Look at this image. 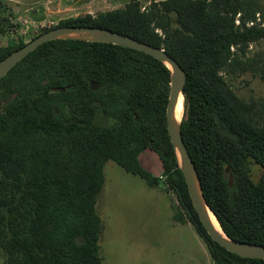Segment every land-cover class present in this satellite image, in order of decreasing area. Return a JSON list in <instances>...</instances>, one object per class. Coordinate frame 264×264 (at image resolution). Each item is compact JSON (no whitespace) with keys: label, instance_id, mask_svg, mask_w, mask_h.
<instances>
[{"label":"trees","instance_id":"trees-1","mask_svg":"<svg viewBox=\"0 0 264 264\" xmlns=\"http://www.w3.org/2000/svg\"><path fill=\"white\" fill-rule=\"evenodd\" d=\"M56 27L111 30L163 49L182 67L181 135L205 203L230 240L264 246V122L250 121L251 106L220 75L224 69L247 68L238 53L264 39L263 3L163 0L141 10L133 0ZM24 45L0 48V61ZM170 80L166 65L142 52L54 40L0 81V91L9 98L0 108V252L5 264H102L95 204L104 164L113 161L156 185L157 178L139 163L147 149L158 156L187 216L176 211L173 219L192 224L214 264H264L227 252L201 225L166 128ZM98 114L113 123L98 124ZM252 163L262 169L258 183L250 177Z\"/></svg>","mask_w":264,"mask_h":264},{"label":"rangeland","instance_id":"rangeland-1","mask_svg":"<svg viewBox=\"0 0 264 264\" xmlns=\"http://www.w3.org/2000/svg\"><path fill=\"white\" fill-rule=\"evenodd\" d=\"M76 1L0 0V48L26 44L60 22L84 16L87 11L96 16L116 9L113 6L98 10L94 6L82 9L90 0H84L82 5ZM259 1L264 5V0ZM152 2H139L141 10ZM259 22L258 16L256 23ZM171 26L177 27L174 16ZM238 54L240 60L246 62L247 68L236 67L233 71L224 69L220 75L233 94L251 106L248 117L254 125L259 126L264 122V39L249 44L245 52ZM8 100L6 93L0 91V108ZM97 123L109 126L113 120L98 114ZM139 163L146 172L157 178L156 185H148L141 177L126 173L113 161L104 164V183L95 204L102 226L99 237L102 264H196V261L182 258V249H191L188 258L191 259L192 252L198 258L200 239L197 235L193 237V226L187 220L185 223L192 227H185L184 232L179 233L173 228L168 203L173 213L180 211L184 219L187 216L177 194L162 174L158 156L147 149L139 155ZM250 177L255 183L262 177V169L254 163L250 164ZM179 243L189 248L180 249L177 246ZM5 260V255L0 252V264H5Z\"/></svg>","mask_w":264,"mask_h":264},{"label":"water","instance_id":"water-1","mask_svg":"<svg viewBox=\"0 0 264 264\" xmlns=\"http://www.w3.org/2000/svg\"><path fill=\"white\" fill-rule=\"evenodd\" d=\"M54 40H77L122 46L142 52L166 65L171 72L169 98L166 107V128L178 160L179 168L181 169L185 180L189 198L201 225L206 230L210 239L227 252L240 258L264 260V246L230 240L223 233L221 228L220 233L215 230L209 220L207 212H210L212 215L213 213L209 210L205 203L197 171L184 145L181 135V123L177 125L174 119L175 106L179 98L183 97V88L186 81V74L182 67L163 49L150 46L129 36L113 32L111 30L92 27H56L40 34L20 49L12 52L2 59L0 61V81L31 52L44 43ZM90 88L92 90H97L98 85L91 84ZM58 90L60 92L65 91L64 89ZM231 184L232 177L229 179V186H231Z\"/></svg>","mask_w":264,"mask_h":264},{"label":"crops","instance_id":"crops-1","mask_svg":"<svg viewBox=\"0 0 264 264\" xmlns=\"http://www.w3.org/2000/svg\"><path fill=\"white\" fill-rule=\"evenodd\" d=\"M83 1L84 0H77L76 2H80V4L82 5V4H84ZM129 1L130 0H90L89 3H85V6H83L82 9L92 8L91 6H94L97 10L100 7L104 8V6H113L116 9H118L119 7L125 5ZM137 1L140 3H143V2H148V1L159 2V1H163V0H137ZM86 14L92 15V12L87 11ZM164 196H166V195H164ZM169 206L170 205L168 203V209L170 210V217H171V223H172L173 228L179 230L180 231L179 233H182V232H184L185 227H192L191 225H189V223L176 222L173 219V214H174L173 210H171V208H169ZM187 231H190V230H187ZM196 235H197V233L195 232V230L193 228V237H196ZM199 239H200V244H199V256H198V258H196V254L194 252H192L193 255H190L191 259L187 257L189 255V253L191 252V249H189V250L182 249V258L187 259L188 261L190 260L191 262L196 261L195 262L196 264H214L212 259H211V256H210V253H209V250H208L206 244L204 243V241L200 237H199ZM177 246L180 247V249L181 248H187V249L189 248L188 245H185L183 243H179V244H177ZM179 254H180V252H179Z\"/></svg>","mask_w":264,"mask_h":264},{"label":"bare ground","instance_id":"bare-ground-1","mask_svg":"<svg viewBox=\"0 0 264 264\" xmlns=\"http://www.w3.org/2000/svg\"><path fill=\"white\" fill-rule=\"evenodd\" d=\"M184 111H185V104H184V99L183 97H180L174 110V119L176 124H180L184 118ZM209 216V220L215 230H217L219 233L221 232L220 227L216 221V219L213 217V215L210 212H207Z\"/></svg>","mask_w":264,"mask_h":264},{"label":"built area","instance_id":"built-area-1","mask_svg":"<svg viewBox=\"0 0 264 264\" xmlns=\"http://www.w3.org/2000/svg\"><path fill=\"white\" fill-rule=\"evenodd\" d=\"M236 23H238V22H236ZM248 25H253L252 23H250V24H248Z\"/></svg>","mask_w":264,"mask_h":264}]
</instances>
